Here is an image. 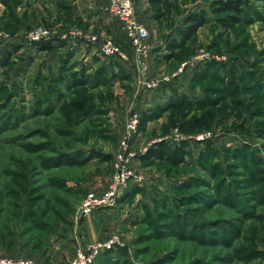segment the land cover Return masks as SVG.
Segmentation results:
<instances>
[{"label":"rangeland","instance_id":"rangeland-1","mask_svg":"<svg viewBox=\"0 0 264 264\" xmlns=\"http://www.w3.org/2000/svg\"><path fill=\"white\" fill-rule=\"evenodd\" d=\"M213 1L134 0L149 31L144 55L110 0L0 2V257L72 258L80 208L96 198L100 236L83 244H114L94 264H264V0H247L232 27ZM201 9L210 21L173 49L186 14ZM37 24L112 39L128 60L83 38L41 49L24 38ZM74 72L87 83L72 86ZM82 97L86 112L72 104ZM159 141L182 145L183 161L143 159Z\"/></svg>","mask_w":264,"mask_h":264},{"label":"built area","instance_id":"built-area-1","mask_svg":"<svg viewBox=\"0 0 264 264\" xmlns=\"http://www.w3.org/2000/svg\"><path fill=\"white\" fill-rule=\"evenodd\" d=\"M110 9L113 13L118 14L124 21L127 28L128 38L134 47L138 55H144L147 47V39L149 38L148 28L145 26L143 21L139 18L136 13L134 0H110ZM8 38V34L0 28V41ZM24 38L30 42L49 41L51 39H73L83 38L87 41L99 42L100 49L104 56H116L121 60H128L127 54H125L120 46L112 39H101L98 40L97 36L90 33H83L80 29L74 27L69 30L59 32L55 31L44 24H37L30 27L24 34ZM186 62H183L178 70L174 72L173 77L180 74L184 70ZM171 77L164 76L162 78L154 77L143 81L145 88H152L157 86L160 81H167ZM137 116L132 115L129 118L128 129L132 130L133 124L137 122ZM130 141V136L128 137ZM124 155H121V161L119 162L118 169L115 174V178L118 181L121 179V173L123 168ZM119 195L118 184L110 192L106 193L105 200L108 203H112ZM103 203L102 199H88L83 206L80 208V214H87L92 208L97 207ZM114 239L107 241H95L83 244L79 242L77 253L72 258L63 262L62 264H94L95 259L101 253L105 247L112 246ZM0 264H34V260L31 258L19 256H1Z\"/></svg>","mask_w":264,"mask_h":264},{"label":"trees","instance_id":"trees-1","mask_svg":"<svg viewBox=\"0 0 264 264\" xmlns=\"http://www.w3.org/2000/svg\"><path fill=\"white\" fill-rule=\"evenodd\" d=\"M2 0H0L1 2ZM171 0H148L151 5H161L170 2ZM250 4L247 0H214L211 4V12L216 17L217 21L224 27H232L243 22L248 17ZM210 21L208 13L205 9L188 12L184 18V24L179 27V40L173 45V49L182 48L198 31ZM42 44L41 49H51L53 44L51 41H39L35 44ZM174 55V54H173ZM171 56V55H170ZM85 70V68H84ZM87 70V69H86ZM72 86L85 85L87 78L78 76V73H73ZM72 104L79 110L86 112L89 106V98H77ZM165 108H162L164 111ZM185 150L183 146H176L170 149L165 142L159 141L150 145L147 151L142 155L143 159L159 158L179 164L184 159Z\"/></svg>","mask_w":264,"mask_h":264},{"label":"crops","instance_id":"crops-1","mask_svg":"<svg viewBox=\"0 0 264 264\" xmlns=\"http://www.w3.org/2000/svg\"><path fill=\"white\" fill-rule=\"evenodd\" d=\"M83 3L85 1H82ZM88 3L83 4V9L87 7ZM96 14L91 19H96ZM99 215V211L91 210L87 214H85V218L83 219L82 226L77 232V242H88L97 239L100 236V228L102 224L98 221L97 216ZM100 229V230H99Z\"/></svg>","mask_w":264,"mask_h":264},{"label":"bare ground","instance_id":"bare-ground-1","mask_svg":"<svg viewBox=\"0 0 264 264\" xmlns=\"http://www.w3.org/2000/svg\"><path fill=\"white\" fill-rule=\"evenodd\" d=\"M88 212V211H87Z\"/></svg>","mask_w":264,"mask_h":264}]
</instances>
